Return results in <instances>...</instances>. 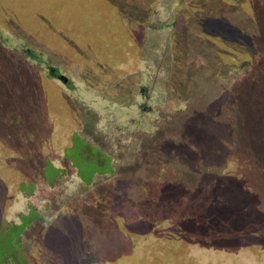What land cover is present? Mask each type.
<instances>
[{
  "label": "rangeland",
  "instance_id": "rangeland-1",
  "mask_svg": "<svg viewBox=\"0 0 264 264\" xmlns=\"http://www.w3.org/2000/svg\"><path fill=\"white\" fill-rule=\"evenodd\" d=\"M75 134L114 171L43 183ZM219 198L245 216H212ZM35 210L27 264H264V0H0V245Z\"/></svg>",
  "mask_w": 264,
  "mask_h": 264
},
{
  "label": "trees",
  "instance_id": "trees-1",
  "mask_svg": "<svg viewBox=\"0 0 264 264\" xmlns=\"http://www.w3.org/2000/svg\"><path fill=\"white\" fill-rule=\"evenodd\" d=\"M28 55H29V53H28ZM32 59L34 61H36L37 63H39L40 65L42 63H44V65L46 66V69L49 71V75L52 76V77H54V78H56V79H58V80H60V78H59L60 72H51V69L53 67H55L56 65H53V63H50L49 61H46V60H44L43 62H40V59H38V58H32ZM86 106L87 107H90L91 105L87 104ZM117 107L120 108V107H123V106H117ZM87 112L88 111H85L84 112L85 115L87 114ZM141 112H144V111H141ZM144 113H146V112H144ZM107 115H108V124H107V126H103L104 125V121H103V116L101 115L98 119H96L97 127H98V129H104V130H106L107 131V136L108 137L114 136L115 142H118V141H116V138L120 134V131L122 133H124L123 127L120 129V127L124 125V122L121 120L122 113H119L117 110H111L110 113L107 114ZM146 115L147 114L139 115V111L135 113V120L133 122V126L137 130V132H138V130H140V133H144V130H142L138 126L139 125L140 126L142 125L143 122H141V119L144 118V116H146ZM86 119L87 118H85V120ZM83 124H84V122H83ZM136 130L134 131L135 133H136ZM126 132L129 135H131V133H130L129 130L126 131ZM70 149L72 150V152L75 151V156L73 155V157H72V155H71V158H70L65 153L66 155L63 156V157L65 159H70L71 161L67 162L66 164H63L62 167H58L53 161H51L50 159H48V162H47V165H46V168H45V171H44L45 174H44V180L42 181L43 183H49L50 185H52L54 187L55 186V183H56V180L58 178H60L61 176L62 177H65L67 174H69V170H70L71 166H73L74 163H77V165H78V162L81 163V164L82 163L83 164H87V166L89 167L90 175L88 177L85 176L84 174H82L84 177L81 174H79L82 177V179L85 181V184L91 183L93 181L94 177H99V176H102L103 177V175H106L109 172L114 171L112 169L113 164L109 161V159H108L107 155L105 154V152H103L99 148L97 149L91 143V141L87 140L86 137H84V136H82L80 134H75V137L73 138V145H72V148H70ZM77 156H79V158H76ZM118 165H120V164H117V166ZM49 166L50 167H54V168L57 167V173L55 175H53V176H47L46 169ZM169 198H172V197L170 196ZM254 199L258 202V200L260 199V197H258L255 194ZM35 205H37V204H35ZM34 206L31 204L30 205L31 209L36 208ZM205 209L212 216L213 215L216 216V217L221 216L220 217L221 219L222 218L227 219V216H228L230 219H233L234 218V221H236L235 219L241 217L240 216V213H241L242 216H245V211H240V210L238 211L235 207H231L229 204L227 205L226 200L225 201L224 200L221 201L220 198L217 201V203L213 202L212 205L206 207ZM34 213H35V217H33L29 221V223H27L29 225L27 226V224H25L20 229L21 235L20 234H17L16 236H12V238H11V247H9V250L6 249L7 247L5 248V245H7V242H6V244L0 245V251L3 248V246H4V253H3V255L6 258V259L0 261V264H11V262H13V264H27V260L25 259L26 250L24 248V241H23V238L24 237L22 235H23L24 229H26V231H27V229L30 227L31 224H33V223L34 224H38V222L40 221L39 219L41 218L40 217L41 215H39V213L37 212V210H35ZM231 214H232L233 217L231 216ZM170 218H172V217L171 216L163 217L162 219H160V221H163V220L164 221H167ZM45 223H46V221H45ZM14 225L15 226H12V229L14 227H17L16 225H18V224H14ZM26 226H27V228H26ZM152 227H153V225H152ZM152 227H151V230L152 229L154 230V228H152ZM153 230L151 232H153ZM5 232H7V229L6 228L1 231L0 243L2 242V240H5V238L3 237ZM230 234H232V233H230ZM230 236L223 237L222 240H224V243H228L229 244L231 242L230 238L232 236L231 237ZM240 236H241L240 233L239 234L238 233H235L234 234V237L237 240H238V237H240ZM21 237H23V238H21ZM172 238L173 237H171L170 239H172ZM173 239H178V240H175V242H177V243L179 242L180 243L179 237L173 238ZM172 241L173 240H170L168 243H166V246L165 247H167V251H170V250H172V248H174ZM123 247L124 246H120L116 250H114V249L111 250V252H112V253L110 252L111 255L112 256L118 255L119 252H120V249H122ZM177 254L179 255V253H177V252L174 255L169 254L170 257H172V256H174V257H172L170 260H167V263L173 264V260H174L175 256L176 257L178 256ZM140 256H141V254H140ZM129 257H131V255H128L127 256V258H129ZM133 258L135 259V263L136 264H138V261H141V260H139V255H135L134 254L133 255ZM23 259H24V262H22ZM102 260L104 261L105 264H112L113 263L112 261L108 260L107 257L102 258ZM196 264H200V263L197 262Z\"/></svg>",
  "mask_w": 264,
  "mask_h": 264
},
{
  "label": "water",
  "instance_id": "water-1",
  "mask_svg": "<svg viewBox=\"0 0 264 264\" xmlns=\"http://www.w3.org/2000/svg\"><path fill=\"white\" fill-rule=\"evenodd\" d=\"M53 70L54 69H51V72H53ZM59 78L64 83H68L69 82V78L67 76H65L64 74H62V73L59 74Z\"/></svg>",
  "mask_w": 264,
  "mask_h": 264
},
{
  "label": "flooded vegetation",
  "instance_id": "flooded-vegetation-1",
  "mask_svg": "<svg viewBox=\"0 0 264 264\" xmlns=\"http://www.w3.org/2000/svg\"><path fill=\"white\" fill-rule=\"evenodd\" d=\"M53 72H54V70H53ZM69 82L71 83L72 81L69 79ZM141 91H142V93H143V91H145V88L141 87ZM144 105H145V104H143L142 107H144ZM146 107H147V106H146ZM144 108H145V107H144Z\"/></svg>",
  "mask_w": 264,
  "mask_h": 264
}]
</instances>
